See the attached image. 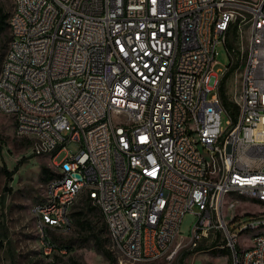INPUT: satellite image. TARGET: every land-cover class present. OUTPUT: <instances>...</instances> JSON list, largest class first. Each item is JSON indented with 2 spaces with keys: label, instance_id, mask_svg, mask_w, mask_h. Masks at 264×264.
Instances as JSON below:
<instances>
[{
  "label": "built area",
  "instance_id": "2783aa9c",
  "mask_svg": "<svg viewBox=\"0 0 264 264\" xmlns=\"http://www.w3.org/2000/svg\"><path fill=\"white\" fill-rule=\"evenodd\" d=\"M10 1L18 12L8 24L12 52L0 65V112L33 155L41 144H77L61 159L66 177L50 179L52 202L34 210L46 250L55 247L47 243L51 230L68 228L67 203L81 195L108 219L121 259L170 260L182 246L201 252L221 244L232 264H264V239L235 254L243 230L264 228V0H130L128 14H120V0H50V9L43 0ZM54 17L60 27H52ZM170 47H177L174 67H167ZM238 57L246 66L232 83ZM192 83H200L199 93ZM185 102L198 108L210 161L197 157L187 136ZM97 118L105 126L79 140ZM78 185L88 192L77 193ZM224 191L245 192L260 211L240 219L234 201L221 205ZM186 213L195 221L184 244L176 243Z\"/></svg>",
  "mask_w": 264,
  "mask_h": 264
},
{
  "label": "rangeland",
  "instance_id": "374dc122",
  "mask_svg": "<svg viewBox=\"0 0 264 264\" xmlns=\"http://www.w3.org/2000/svg\"><path fill=\"white\" fill-rule=\"evenodd\" d=\"M0 7L4 13L10 14L12 11L10 0H0ZM3 35L9 37L8 26ZM246 41L247 33H244V44ZM8 43V40L0 35V54L6 53ZM216 60L217 67H223L228 62V57L221 45L217 47ZM242 71L243 66L237 75L238 83L239 74ZM225 119L226 116L222 114L223 125ZM76 148V143L66 144L54 161L60 163L68 152H73ZM42 167L48 168L52 175L56 176L50 167V157L33 155L28 145V139L18 136L12 119L0 112V264H177L181 253L189 251L186 246H182L170 260L131 262L121 259L120 253L112 250L111 242L104 228V221L98 211L88 210V204L79 195L71 212L81 211L83 219L88 222L89 227H93V231L81 230L74 221L75 216L71 214L72 228L65 234L51 230L50 238L58 250L51 255H45L39 247L36 218L33 215V209L44 202L46 184L51 179L47 182L43 181ZM231 199L237 200H233L235 206L232 212L240 219L248 214L257 213L261 209L258 202L244 198L232 197ZM227 200L228 196L224 201L228 202ZM230 214V211L225 210L226 220ZM194 221L195 216L191 213H186L182 217L175 239L176 243L181 241L184 244L190 235V228ZM92 234L99 238L103 248L110 251L114 258L113 261L106 259L98 249L99 246L94 241ZM244 236L251 238L253 233ZM242 238L243 236H241ZM244 239L241 240V246L245 248L249 245V240L244 241ZM64 245L69 247L65 254H60L59 248H65ZM184 264H231V261L228 251L223 248V245L211 244L201 246V252L187 253L184 257Z\"/></svg>",
  "mask_w": 264,
  "mask_h": 264
},
{
  "label": "bare ground",
  "instance_id": "6f19581e",
  "mask_svg": "<svg viewBox=\"0 0 264 264\" xmlns=\"http://www.w3.org/2000/svg\"><path fill=\"white\" fill-rule=\"evenodd\" d=\"M130 7V0H120L119 4V12L120 14H128ZM43 9H50V0H43ZM12 12H18V5H12V11L10 12L7 24H9L12 20ZM61 25V17H54L52 19V27H60ZM7 52H12V42L8 43V47L6 49V53L2 60L1 65H5V57ZM177 55V47H170V54H167V67H174L176 66V56ZM246 66V58L245 57H238L233 64V72L232 74V83H238V72L240 68ZM0 74H1V67H0ZM200 91V83H192V93H199ZM232 92L234 95H241L242 93V86L238 84H232ZM0 109H1V101H0ZM182 113L186 114V123L187 126V136L191 139V145L194 147V151L196 152L197 157L201 161H210V153L206 149V145L203 143V138H201L200 134L197 133V127L200 124V116L198 114V108H193V102H185L182 106ZM105 126V118H97L94 119L92 122H88L83 126V130H79V140H86L87 133H91L95 130H99L100 128ZM135 127H144V120L143 119H136L135 120ZM15 131L17 133V126H14ZM65 148V142H56L51 148L48 149V144H41V147L37 151V156H48L50 157V165H52L51 169L56 173V176L53 178H62L66 177V169H63L62 161L60 163H56L54 160L57 157L58 153ZM109 174H116V167H109ZM50 181L46 184L45 188V200L38 206H49L50 202H52V193L50 190ZM88 192V185H78L77 186V193H87ZM228 196V202H225V198ZM78 196H74L68 203H67V210L71 211L73 205L76 203V199ZM244 198L247 199V195L243 191H224L223 195L221 196V205H228L229 201H237L236 199L231 198ZM82 200H84V196H82ZM225 202V203H224ZM33 209V215L36 218V227L38 230L39 235V247L42 251H44L45 255H51L52 253L56 252L58 248L50 238V235H47V243L53 244L55 247H50L48 251L45 247V239L43 236V227L41 221L37 218L36 212ZM195 216V213H191ZM105 226H108V219H103ZM72 228V219L69 216V224L67 227H59L58 233L65 234L70 231ZM253 233L251 238H245L244 235ZM108 238L111 242L112 250L118 252V248L116 247V242L112 241L111 236L107 233ZM245 238V239H244ZM244 241L247 240H256V239H264V228L262 230L258 229H250V230H243V238ZM241 236H239V243L235 246V254L236 255H245V248L241 246ZM137 244H145V236H138L137 237ZM222 248V247H221ZM225 248V245H223ZM230 261L232 264V256L230 253ZM173 255V248H165V256H172Z\"/></svg>",
  "mask_w": 264,
  "mask_h": 264
},
{
  "label": "trees",
  "instance_id": "16d2710c",
  "mask_svg": "<svg viewBox=\"0 0 264 264\" xmlns=\"http://www.w3.org/2000/svg\"><path fill=\"white\" fill-rule=\"evenodd\" d=\"M8 16H9V14L8 13H4L3 10H2V7H0V35H2L3 37H5L9 41L10 36L9 37H6V36L3 35L6 32V29H7V26H8V24H7V18H8ZM4 54H5V52H4ZM4 54H0V65L2 63ZM222 101H223V105L227 109H229L230 113L231 114H235V112H236V106L233 103L228 102L225 98H223ZM41 172H42V175H43L42 179H43L44 182H47L50 178L53 177L52 172L48 168H46V167H42L41 168ZM86 203L88 204V210H96V211H98L95 207L90 206L88 202H86ZM71 214L73 216H75L74 217V221H75V223L77 224V226L81 230L88 231V232L93 231V227L92 226L89 227L88 226V222L85 219H83V214H82L81 211L71 212ZM71 219H72V217H71ZM102 221H103V219H102ZM72 222H73V220H72ZM104 228H105V225H104ZM105 230H106V228H105ZM53 239H54V237H53ZM94 241L96 242L97 246H99L98 249L102 252V254L106 257V259H108L110 261H113L114 258L112 256V254L110 253V251H108L105 248H103V245L100 244L99 238H97L96 236H94ZM63 247L68 248L69 246L64 245ZM190 252L191 251L182 252L181 255H180V257L178 258L177 264H184V257H185V255L187 253H190Z\"/></svg>",
  "mask_w": 264,
  "mask_h": 264
},
{
  "label": "crops",
  "instance_id": "0c3cea01",
  "mask_svg": "<svg viewBox=\"0 0 264 264\" xmlns=\"http://www.w3.org/2000/svg\"><path fill=\"white\" fill-rule=\"evenodd\" d=\"M91 206V205H90ZM100 215V214H99ZM101 216V215H100ZM101 219H102V217H101Z\"/></svg>",
  "mask_w": 264,
  "mask_h": 264
}]
</instances>
